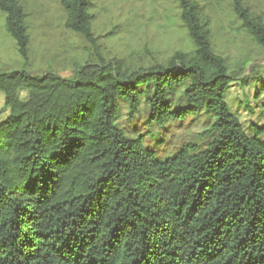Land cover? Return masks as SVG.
Segmentation results:
<instances>
[{
  "label": "trees",
  "instance_id": "trees-1",
  "mask_svg": "<svg viewBox=\"0 0 264 264\" xmlns=\"http://www.w3.org/2000/svg\"><path fill=\"white\" fill-rule=\"evenodd\" d=\"M230 1L264 49L261 18ZM177 3L194 49L167 66L0 74V264H264V126L249 135L230 110L232 79L200 8ZM60 5L65 27L93 43L90 0ZM0 11L27 60L22 8L0 0ZM123 106L132 137L119 124ZM200 115L210 119L199 141L160 157L152 129Z\"/></svg>",
  "mask_w": 264,
  "mask_h": 264
},
{
  "label": "rangeland",
  "instance_id": "rangeland-1",
  "mask_svg": "<svg viewBox=\"0 0 264 264\" xmlns=\"http://www.w3.org/2000/svg\"><path fill=\"white\" fill-rule=\"evenodd\" d=\"M25 14L29 39L27 60L18 53L15 40L6 31L5 13L0 11V74L25 71L33 77L47 72L72 77L86 64H109L124 73L167 66L177 53L189 55L194 46L180 19L177 0H90L93 43L65 27V12L60 0H14ZM200 18L207 24L211 48L226 65L232 82L226 102L249 135L264 126V49L258 46L233 13L230 0H194ZM248 11L264 23V0H243ZM181 91L175 95L180 99ZM21 100L27 99L19 91ZM7 115L0 94V121ZM147 115L143 107L136 123ZM200 115L188 118L182 126L168 123L164 132L152 129L163 143L157 148L160 157L172 155L180 146L199 141L208 125ZM128 136H134L126 121L125 107L119 121ZM146 127L139 126L140 133ZM264 140V134L261 135ZM145 145L154 141L145 138Z\"/></svg>",
  "mask_w": 264,
  "mask_h": 264
}]
</instances>
